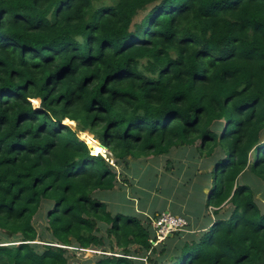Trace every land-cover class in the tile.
I'll return each instance as SVG.
<instances>
[{
	"label": "trees",
	"instance_id": "obj_1",
	"mask_svg": "<svg viewBox=\"0 0 264 264\" xmlns=\"http://www.w3.org/2000/svg\"><path fill=\"white\" fill-rule=\"evenodd\" d=\"M173 150L211 166L215 219L153 245L94 194ZM247 170L264 181V0H0V264H264Z\"/></svg>",
	"mask_w": 264,
	"mask_h": 264
},
{
	"label": "rangeland",
	"instance_id": "obj_2",
	"mask_svg": "<svg viewBox=\"0 0 264 264\" xmlns=\"http://www.w3.org/2000/svg\"><path fill=\"white\" fill-rule=\"evenodd\" d=\"M145 11L146 10L139 11L135 20H139ZM34 104L37 105L38 103ZM67 124L71 125L73 128L76 126L75 122ZM87 136L92 138L89 143L86 141ZM79 137L86 141L88 146H91L90 149H93V151L95 150V152L102 153L103 155L108 154L107 149L102 147L92 134L85 131L79 133ZM189 152L190 150H187L185 151V154H180L179 150H173L168 155L155 157V160H151L148 162L151 164L147 165H143L146 164L144 162L143 164L133 162L129 167V171L133 172L134 178H129V174L127 175L126 172H124L126 168L123 167L121 170H123L124 176L119 177L118 184L116 185V187L118 186V189L100 190L97 191L94 196L98 200L106 203L107 209L112 213L122 212L124 214H133L140 217L142 216L141 207L145 206L148 201H150L148 207L149 212L152 214L155 207L160 208L168 200H170L172 205L175 206L178 203H182V201H184L183 198L188 200L190 209L194 212H199L200 203H198V200L203 198L200 193L199 185L202 181L207 180L210 182L211 177L209 171L211 166H204L205 168L202 169L204 174H198L197 172L199 171V168H197V164L201 163L204 157ZM177 158L179 160H176ZM176 161L179 164H176ZM180 165L182 166L181 168L179 167ZM116 169L120 171L118 167H116ZM185 172L187 173L186 178ZM123 178L130 181V184L127 187L119 186L124 183L122 181ZM244 178L245 181H248L255 190V199L258 201V205L264 207V181L257 178L249 170L245 173ZM135 195L137 198L139 197L140 208H138L134 199H131V197H136ZM225 208H227V205L223 207V209ZM44 212L45 210L40 211L33 218V223L39 233V237L35 239L34 243L40 246H42L44 240L49 239V234L44 228L46 225ZM101 234H104L103 229L101 230ZM105 249V251H102V248H97L95 246L83 249H72L70 247L66 254L68 256L67 264H95V261L103 252L111 254L112 251L108 250V247ZM144 256V252L141 251L139 253V260L142 264H145Z\"/></svg>",
	"mask_w": 264,
	"mask_h": 264
},
{
	"label": "crops",
	"instance_id": "obj_3",
	"mask_svg": "<svg viewBox=\"0 0 264 264\" xmlns=\"http://www.w3.org/2000/svg\"><path fill=\"white\" fill-rule=\"evenodd\" d=\"M151 160H155V157L149 156L147 159H139V160H137V163L143 164V162H144L146 164H143V165H147V164H151V163H148ZM176 160H179V159L177 158ZM131 162H134V160H132ZM176 164H179V163L176 161ZM167 166H168V164H167ZM179 167L181 168L182 166L180 165ZM197 168H199V171L197 172L198 174L199 173L204 174L202 169H204L205 167L201 163L197 164ZM124 172H126L127 175L129 174L128 175L129 178H134L133 172H130L127 169H125ZM186 175H187V173L185 172V178H186ZM209 183L210 182L206 180V181H202V183H200V185H199L200 186V193L203 196L202 199L198 200V203H200V206H199L200 211L199 212H194L192 209H190L188 200L186 198H183L184 201H182V203H178L175 206L172 205V202L170 200H168L160 208L155 207V210L152 212V214H150L151 212H149V208H148L150 201H148L145 206L141 207L142 216H140L139 218L142 221H144L146 218H151L154 214H158V213L163 212V211H166V212L168 211V212L175 214V215L184 216L188 221V228H187L188 232L199 234V233L207 230L211 226V224L213 223V221L215 219L214 213L212 212V210L215 208L210 207V206L208 207L205 204L206 203V194L208 192ZM129 184H130V181H127V182L122 183L120 187H123V186L127 187ZM116 185L113 188L114 190H115V188L118 189V186L116 187ZM138 198H137V196L131 197V199H134L135 203L138 205V208H140L139 207L140 202H139ZM173 206H174V208H173Z\"/></svg>",
	"mask_w": 264,
	"mask_h": 264
},
{
	"label": "built area",
	"instance_id": "obj_4",
	"mask_svg": "<svg viewBox=\"0 0 264 264\" xmlns=\"http://www.w3.org/2000/svg\"><path fill=\"white\" fill-rule=\"evenodd\" d=\"M149 224L154 231V238L150 239L153 245L162 241L169 233L188 231L187 219L184 216L175 215L168 211L160 212L151 217Z\"/></svg>",
	"mask_w": 264,
	"mask_h": 264
},
{
	"label": "water",
	"instance_id": "obj_5",
	"mask_svg": "<svg viewBox=\"0 0 264 264\" xmlns=\"http://www.w3.org/2000/svg\"><path fill=\"white\" fill-rule=\"evenodd\" d=\"M98 142V141H97ZM99 143V142H98ZM102 146V145H101ZM102 147H104V146H102ZM103 156H105V155H103ZM173 236V233H169L168 235H167V237H172Z\"/></svg>",
	"mask_w": 264,
	"mask_h": 264
},
{
	"label": "bare ground",
	"instance_id": "obj_6",
	"mask_svg": "<svg viewBox=\"0 0 264 264\" xmlns=\"http://www.w3.org/2000/svg\"><path fill=\"white\" fill-rule=\"evenodd\" d=\"M102 154V153H101Z\"/></svg>",
	"mask_w": 264,
	"mask_h": 264
}]
</instances>
